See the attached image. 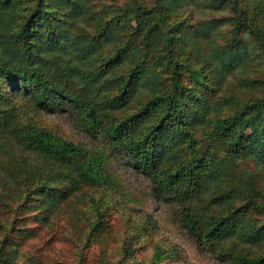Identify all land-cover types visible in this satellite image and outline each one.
Returning a JSON list of instances; mask_svg holds the SVG:
<instances>
[{
	"label": "trees",
	"instance_id": "obj_1",
	"mask_svg": "<svg viewBox=\"0 0 264 264\" xmlns=\"http://www.w3.org/2000/svg\"><path fill=\"white\" fill-rule=\"evenodd\" d=\"M190 2L227 16L184 32L173 15ZM92 5L0 0V208L19 195L47 224L83 189L115 187L102 152L26 123L14 108L21 98L76 114L89 134L103 135L159 199L182 208L188 232L217 260L264 264V0H132L115 12ZM222 26L230 39L213 43ZM196 58L209 61L206 91L183 84L184 73L195 83L208 75ZM239 69L241 82L230 84ZM243 164L254 167L239 171ZM17 254L4 236L0 264H19Z\"/></svg>",
	"mask_w": 264,
	"mask_h": 264
},
{
	"label": "rangeland",
	"instance_id": "obj_2",
	"mask_svg": "<svg viewBox=\"0 0 264 264\" xmlns=\"http://www.w3.org/2000/svg\"><path fill=\"white\" fill-rule=\"evenodd\" d=\"M92 1L95 9L115 12L121 11L132 0ZM223 15L227 16L225 12L190 2L174 13L173 21L181 22L185 32L201 21ZM230 36V28L222 26L212 32V42L224 45ZM249 43L251 58L248 61L253 67L258 62V53L253 41ZM194 45L192 40L185 48L189 51ZM208 62L196 58V67L207 63L203 71L208 75L195 83L190 73H184V86L206 91V77L210 76ZM241 71L229 75L230 84L241 82ZM227 91L223 97H227ZM238 93L239 99L246 98L242 89ZM14 108L26 123L51 131L78 147L102 152L107 170L115 180L113 188H85L61 202L58 211L50 213L47 224L40 223L39 210L22 206L19 195L8 200V205L3 204L0 208V242L4 236L10 237L13 248L19 252V264L35 261L42 264H152L158 254L164 256L158 264H226L217 260L207 244H201L188 232L182 208L173 201L159 199L148 177L130 167L126 157L114 152L103 135L89 134L76 114L39 110L21 98L16 99ZM6 159L7 154L0 155L1 166L6 164ZM253 167L243 164L239 171L247 173ZM260 191L264 201V178ZM98 226L102 230L99 234L92 231ZM90 233L91 241L86 239Z\"/></svg>",
	"mask_w": 264,
	"mask_h": 264
}]
</instances>
